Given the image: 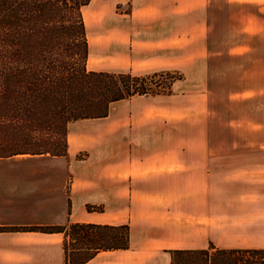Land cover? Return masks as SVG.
Listing matches in <instances>:
<instances>
[{
    "label": "crops",
    "instance_id": "0c3cea01",
    "mask_svg": "<svg viewBox=\"0 0 264 264\" xmlns=\"http://www.w3.org/2000/svg\"><path fill=\"white\" fill-rule=\"evenodd\" d=\"M110 3L130 10L127 25L104 32L105 52L136 61L103 71L180 75L168 92L70 121L65 155L0 157L25 162L0 170V264H65L64 232L47 228L74 222L129 226L127 248L81 264L264 247V0Z\"/></svg>",
    "mask_w": 264,
    "mask_h": 264
},
{
    "label": "trees",
    "instance_id": "16d2710c",
    "mask_svg": "<svg viewBox=\"0 0 264 264\" xmlns=\"http://www.w3.org/2000/svg\"><path fill=\"white\" fill-rule=\"evenodd\" d=\"M89 1L0 0V157L65 155L70 121L106 116L113 102L133 95L168 92L178 78L163 81L165 71L87 69L82 8ZM47 229L64 232L65 264L129 246L127 224L74 222ZM82 251L86 255L75 261ZM170 257L171 264H264V247L209 244L173 249Z\"/></svg>",
    "mask_w": 264,
    "mask_h": 264
},
{
    "label": "rangeland",
    "instance_id": "374dc122",
    "mask_svg": "<svg viewBox=\"0 0 264 264\" xmlns=\"http://www.w3.org/2000/svg\"><path fill=\"white\" fill-rule=\"evenodd\" d=\"M95 5V7H93ZM130 6L125 3L114 4L110 3V0H90L89 3L82 8V12L90 20L88 30L86 29V35L92 39L90 42V52L88 55L87 68L99 69V70H111L114 67L112 63L119 65V63L127 64L131 60V63H135L134 53H130L128 56L127 51H112L105 52L104 45V32L110 30L111 22L119 28L121 25H127V19L124 13L129 12ZM84 20V19H83ZM108 24L106 29V23ZM120 37V35H118ZM177 58L181 56V53L177 51ZM183 54V53H182ZM135 66V65H134ZM138 74H152L154 71H143L137 69L133 71ZM169 74H165L162 78L163 81H168L172 76L179 77L178 70H165ZM190 70H188V73ZM184 72H182V75ZM162 89V88H160ZM165 91L167 88L164 89ZM25 162L18 160L0 161V170H23ZM71 247V245L69 246ZM86 255V252H76L75 261L81 260Z\"/></svg>",
    "mask_w": 264,
    "mask_h": 264
}]
</instances>
